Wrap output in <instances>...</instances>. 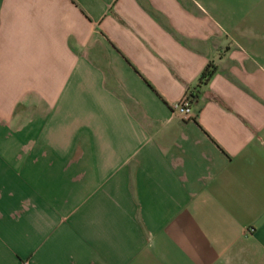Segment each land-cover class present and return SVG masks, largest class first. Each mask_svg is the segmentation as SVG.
Wrapping results in <instances>:
<instances>
[{
    "label": "crops",
    "instance_id": "1",
    "mask_svg": "<svg viewBox=\"0 0 264 264\" xmlns=\"http://www.w3.org/2000/svg\"><path fill=\"white\" fill-rule=\"evenodd\" d=\"M239 2L0 0V264H264V1Z\"/></svg>",
    "mask_w": 264,
    "mask_h": 264
},
{
    "label": "trees",
    "instance_id": "2",
    "mask_svg": "<svg viewBox=\"0 0 264 264\" xmlns=\"http://www.w3.org/2000/svg\"><path fill=\"white\" fill-rule=\"evenodd\" d=\"M215 71H216V68L212 62H209L205 66V68L203 69V71L201 72V74L199 76L198 83H197L196 87L192 91L188 92L189 97H190L192 102H194L196 100L200 89L203 88L204 86H206L208 84V82L210 81V79L214 76Z\"/></svg>",
    "mask_w": 264,
    "mask_h": 264
},
{
    "label": "built area",
    "instance_id": "3",
    "mask_svg": "<svg viewBox=\"0 0 264 264\" xmlns=\"http://www.w3.org/2000/svg\"><path fill=\"white\" fill-rule=\"evenodd\" d=\"M191 104L192 101L189 97V94L179 100L178 102L172 104V109L178 114V116L184 120H187L191 117Z\"/></svg>",
    "mask_w": 264,
    "mask_h": 264
},
{
    "label": "rangeland",
    "instance_id": "4",
    "mask_svg": "<svg viewBox=\"0 0 264 264\" xmlns=\"http://www.w3.org/2000/svg\"><path fill=\"white\" fill-rule=\"evenodd\" d=\"M220 1L228 13H235L236 10L238 9V5H241L239 0H220ZM259 1H264V0H259ZM262 4H264V2L260 3V5Z\"/></svg>",
    "mask_w": 264,
    "mask_h": 264
}]
</instances>
